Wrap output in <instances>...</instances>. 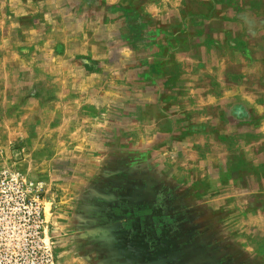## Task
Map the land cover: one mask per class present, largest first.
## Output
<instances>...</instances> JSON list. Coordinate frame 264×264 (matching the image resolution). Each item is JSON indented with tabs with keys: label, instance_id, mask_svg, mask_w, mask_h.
Masks as SVG:
<instances>
[{
	"label": "crops",
	"instance_id": "0c3cea01",
	"mask_svg": "<svg viewBox=\"0 0 264 264\" xmlns=\"http://www.w3.org/2000/svg\"><path fill=\"white\" fill-rule=\"evenodd\" d=\"M239 1L249 8L240 19L251 18L254 27L239 25L235 34L229 7L211 12L205 27L192 25L182 34L187 40L179 53L200 66L195 51H222L230 65L237 46L239 65L250 69L242 73L239 99L253 104L257 116L264 113L256 92L264 83L257 71L264 69V0ZM133 2L123 8L122 0H0V86L6 94L0 99L28 100L26 109L35 108L39 117L34 131L50 138L33 137L25 147L31 158L29 147L51 149L42 170L49 190L45 220L60 264H118L124 253L132 254L121 251L120 241L127 235L124 244H134L131 237L153 207L175 208L163 200L167 170L183 149L196 147L174 133L176 114L161 103L151 45L139 38ZM252 82L256 91L245 90ZM18 108L16 102L10 115L22 113ZM262 131L264 121L256 132ZM64 158L72 164L65 174L54 166Z\"/></svg>",
	"mask_w": 264,
	"mask_h": 264
},
{
	"label": "rangeland",
	"instance_id": "374dc122",
	"mask_svg": "<svg viewBox=\"0 0 264 264\" xmlns=\"http://www.w3.org/2000/svg\"><path fill=\"white\" fill-rule=\"evenodd\" d=\"M242 5L245 4L239 0L133 2V19L141 34L139 38L151 45V72L159 90L163 91L161 103L176 114V122L172 120L174 133L178 139L196 143L194 148L183 149L167 170L163 183L167 192L163 200L170 201L168 208L172 205L175 208L165 213L167 215L157 216L163 220L158 222L160 227L167 225V230L172 228V231L182 228L179 241L181 239L184 247L181 251L195 256L193 264H208L209 261L224 264V253L229 254L226 264L239 261L242 264H264V227L260 226L264 223V211H261L264 206L260 205L264 203V131L256 132L260 121H264V113L256 116L253 104L239 99L243 95L240 93L243 91L240 79L242 73L249 72V64L247 69L239 65L237 46H232L230 65L223 63L222 51H195L202 60L200 66L185 61L179 53L180 44L184 49L187 40L182 34L187 33L192 25L205 27L204 20L211 12H223L224 8L226 12L229 7L231 29L235 34L240 26L254 27L251 18L240 19L241 11L249 9L242 8ZM122 6L130 8V0H122ZM215 6H218L217 10ZM257 71L261 82L264 69ZM257 86L258 91L253 82L243 87L258 92L264 99V83ZM0 93H4L1 86ZM5 95L0 99V174L16 173L37 193L43 235L51 243L56 263L60 264L55 252L56 243L45 220L49 190L42 170L47 165L48 153L45 151L51 149L29 147L28 151L33 149L32 159L25 147L33 137L35 141L50 138L46 137L47 133L34 131L39 117L32 114L35 108L26 109L31 106L28 100L20 102L12 95L3 98ZM16 102L22 113L10 115V112L15 113L12 108ZM166 122L168 126L169 121ZM20 137V143H17ZM62 153H65L64 149ZM68 161L64 158L54 163L55 170L63 174L72 171V164H67ZM159 208L160 212L165 209L163 205ZM10 260L14 264L13 255Z\"/></svg>",
	"mask_w": 264,
	"mask_h": 264
},
{
	"label": "built area",
	"instance_id": "2783aa9c",
	"mask_svg": "<svg viewBox=\"0 0 264 264\" xmlns=\"http://www.w3.org/2000/svg\"><path fill=\"white\" fill-rule=\"evenodd\" d=\"M40 206L29 183L0 174V264H57L44 238Z\"/></svg>",
	"mask_w": 264,
	"mask_h": 264
},
{
	"label": "flooded vegetation",
	"instance_id": "af4514ba",
	"mask_svg": "<svg viewBox=\"0 0 264 264\" xmlns=\"http://www.w3.org/2000/svg\"><path fill=\"white\" fill-rule=\"evenodd\" d=\"M162 211L160 212L159 207H153V210L150 211L151 214H149L151 217L143 216L141 229L138 231L136 229L134 237H131V240L134 238V244H124L127 237V235H124L125 238L120 241L122 244L119 248L122 252L125 249L134 250V252L132 254L130 251L124 253L127 257L126 255L119 257L118 264H189L190 261L193 264V260L196 259L195 256L193 254L188 256L184 251H181L184 247L181 239L179 241V238H182L180 231L182 228H175L172 231V228L167 230V225L159 226L158 222L163 220L157 217L160 216L158 214L163 216L169 212L166 209H162ZM142 227H145V229L142 230ZM124 245L126 248H124ZM210 262L212 261H209L208 264H211Z\"/></svg>",
	"mask_w": 264,
	"mask_h": 264
}]
</instances>
